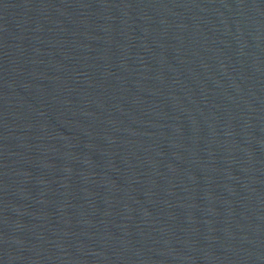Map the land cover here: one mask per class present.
<instances>
[{
  "label": "water",
  "instance_id": "95a60500",
  "mask_svg": "<svg viewBox=\"0 0 264 264\" xmlns=\"http://www.w3.org/2000/svg\"><path fill=\"white\" fill-rule=\"evenodd\" d=\"M0 264H264V0H0Z\"/></svg>",
  "mask_w": 264,
  "mask_h": 264
}]
</instances>
